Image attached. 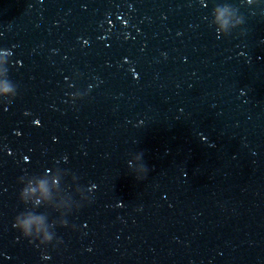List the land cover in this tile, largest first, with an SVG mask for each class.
<instances>
[{
	"label": "water",
	"instance_id": "1",
	"mask_svg": "<svg viewBox=\"0 0 264 264\" xmlns=\"http://www.w3.org/2000/svg\"><path fill=\"white\" fill-rule=\"evenodd\" d=\"M0 264H264V0H0Z\"/></svg>",
	"mask_w": 264,
	"mask_h": 264
},
{
	"label": "clouds",
	"instance_id": "2",
	"mask_svg": "<svg viewBox=\"0 0 264 264\" xmlns=\"http://www.w3.org/2000/svg\"><path fill=\"white\" fill-rule=\"evenodd\" d=\"M7 87L4 88V92L9 91ZM145 172L147 171V168L145 167ZM42 218L41 217H35V216H29L27 219L20 221L19 218L14 222V227L19 228L24 236H29L31 234V229L33 224H41ZM39 231V229H37ZM52 241V236L45 233L44 239L40 241V244H50ZM44 259H48L47 256L44 257Z\"/></svg>",
	"mask_w": 264,
	"mask_h": 264
}]
</instances>
